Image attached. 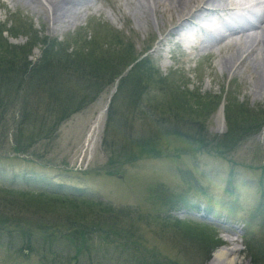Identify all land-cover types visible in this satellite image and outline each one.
Here are the masks:
<instances>
[{"label": "rangeland", "instance_id": "rangeland-1", "mask_svg": "<svg viewBox=\"0 0 264 264\" xmlns=\"http://www.w3.org/2000/svg\"><path fill=\"white\" fill-rule=\"evenodd\" d=\"M71 1L75 4V0ZM142 1L146 3L145 0ZM147 1L145 6H151L148 8L152 11L143 12L139 7L141 0L138 3L132 0L131 2L130 0H87L76 6L77 10L74 12L66 0L64 4L67 3V8L63 11L65 14L63 21L53 22L52 7L47 8L48 10L45 8L46 10L42 12L39 8L36 9L33 0L32 2L31 0H0V28H3L0 44L7 41L17 48L25 47V51L31 48L27 56V62L31 65L39 61L44 43L48 39L60 43L54 49L56 57L62 58L65 54L78 50L79 46H68L78 33L87 41L97 35L103 41L100 45L101 40H98L103 49L108 50L109 46L115 49V53L107 57L115 60L118 71L119 68L122 69V65L118 67L119 62L125 64L131 57L136 56L148 57L161 77L168 78V85L173 83L174 87L185 92L188 103L193 105L195 101H200L201 109L206 105H215L214 111H209L210 114L204 112V109L201 111L193 106H191L193 109L187 112H184L185 107L182 106L178 110L185 115L184 119L196 118L205 128L208 142L211 141L212 145L218 148L226 133L242 125L243 120L252 122L256 119L264 120V96L255 92V86L252 84L253 67L243 66L232 72L223 70L220 61L222 57L230 54L232 49V47L226 49L223 47L224 44H219L212 50H202L203 52L192 51L178 45L176 39L181 33L190 31L199 35L197 29L187 23L175 34L169 33L171 26L176 23V16L174 17L176 14L165 12V9L159 6L155 7L153 0ZM79 30L83 31L78 32ZM94 32L98 34H93ZM252 41L254 42L253 38ZM28 44L32 46L28 47ZM3 45L1 44V50L7 48ZM88 47L86 46L84 50ZM124 50H128L129 53ZM93 52L95 53L96 50L94 49ZM24 55L22 54L21 57ZM119 56L124 57L125 60ZM61 78L66 82L63 79L66 76L61 75ZM106 81L107 79H104L100 84ZM124 85L127 87L128 84ZM102 88L91 105L58 126L53 133L52 142L35 141L37 132L33 128L24 130L22 140L16 142L13 132L15 133L14 125L17 122L12 121V114L5 116V120L0 123V207L3 208H0L1 214H5L6 205L15 204L14 206L17 207L13 213H16L17 219L22 222L29 221L34 215L32 221L34 224H56L59 220L58 215L63 209L55 208L57 206L55 204L50 206L48 202H55L54 196L60 197L61 194L55 188L62 186L66 190L87 192L86 205L77 202V209L81 213L79 217L81 218L82 214L86 216L83 223H92L97 219L95 223L101 224L99 220L102 221L97 218L100 217L98 211L93 212L97 208L93 203L96 201L90 202L89 196L97 201L104 200L115 210L130 208L127 211L130 218L127 219L133 223L137 219L142 221L138 224L139 232L133 235L137 248L144 251L148 249L164 261L210 264L216 250L230 246L239 249L238 255L241 259L253 264L251 255L260 254L264 249V238H260L264 236V218H261L264 216V211L260 207L262 190L264 191V169L260 167H264V125L258 133L244 139L223 159L202 153L197 156L183 155L178 159L174 157L149 159L131 165H110L104 143L107 110L115 95L116 100L118 97L122 100V95L126 98L127 92L123 89L117 93L119 78L106 88L103 85ZM162 93L164 94V91ZM137 95L144 105L158 106L160 109L163 107V98H166V94L162 95L158 90L153 89L145 95L139 89ZM158 102L161 104L158 105ZM105 108L104 122L95 133L91 144L86 146L90 128L101 109ZM234 109L239 113L233 112ZM164 110L166 111L167 108L165 107ZM197 112L199 116H196ZM133 119L136 124L133 123ZM149 121L151 119L145 124ZM145 124L139 121L138 116L128 115L125 118L126 129L133 128V132L137 131L134 132L133 139L143 136V131L138 125ZM156 126L159 127L160 124ZM168 127L162 126L161 129L165 131ZM123 133L128 134L125 131ZM160 142L159 148L161 147L162 151L165 149L163 145L165 142H168L167 146L170 143V151L185 146V141L181 137H168L166 141ZM231 172L232 185L235 186L233 194L227 192ZM195 187L201 188L205 194L198 193ZM23 191L38 195L34 196L37 201L28 204L26 198L21 196ZM179 193L186 194L189 206L193 208L199 206L200 210L188 211L187 214L171 213L173 216L170 212L167 214L177 220L183 219L191 224L207 226L213 231L208 234V240L204 238L202 241L198 238L193 241L186 236L182 226L173 221L167 223L157 220L158 215H166L168 199ZM206 205L214 210L213 217L217 220L207 222L192 215V213L203 214ZM230 207L236 210L232 212ZM46 208L55 210L44 214L42 210ZM38 209L41 211L39 212ZM107 218L106 215L103 216L104 220ZM250 220L252 223L248 234L251 240L248 242V239L242 237L245 232V230L242 232V229L247 228ZM236 226L240 230L235 229ZM212 237H217L221 243L213 247ZM94 240L95 244L100 243L97 234ZM24 241L23 237L0 236V264H40L44 258L42 253L36 255L26 249L21 250ZM40 247L44 249L48 245L41 242ZM54 251L56 249H51L50 253L53 254ZM21 253L26 254V257ZM92 257L103 259L101 253L96 256L95 251H92L91 255L86 254V260L79 264H87V262L96 264ZM52 258L56 264H65L63 260L51 254L46 261L47 264H52L50 260ZM107 258L110 261L107 264H136L127 255L121 260L116 257Z\"/></svg>", "mask_w": 264, "mask_h": 264}, {"label": "trees", "instance_id": "trees-1", "mask_svg": "<svg viewBox=\"0 0 264 264\" xmlns=\"http://www.w3.org/2000/svg\"><path fill=\"white\" fill-rule=\"evenodd\" d=\"M2 31L3 28L1 27L0 34ZM80 31L83 30L78 32ZM16 33L18 34V29ZM93 34L98 33L94 32ZM98 40L100 41L101 38L94 35L91 40L87 41L86 38H83L78 33L68 46H79L77 47L79 49L74 50L71 54L67 53L61 58L56 57L54 54L55 47H58L60 43L48 39L44 43L39 61L33 65L27 62V56L31 48L25 51V47L22 49L17 48L4 41L1 44H4L3 46L7 48L1 50L0 44V123L5 120V116L12 114V121L17 122L14 125L15 133L13 132L16 142L20 139L22 140L21 137L24 130L29 128H33L37 132L35 141L52 142L53 133H55L62 122L91 105L100 94L101 89H103L102 86L104 85L106 88L117 78H119L117 93L125 89L127 96L124 98L122 95V100L118 97V101L115 99V95L107 110L104 143L105 150L110 158V165H131L149 159L172 157L178 159L183 155L197 156L202 153L223 159L226 154H231L232 150L244 139L258 133L263 127V119L253 120L254 122L243 120L242 125L236 129L232 128L226 133L224 139L221 140L219 148L212 145L211 141L209 140V143L205 137L203 125L199 124L200 122L196 118L184 119L185 115L180 113L181 110H178V108H181V106L185 107L184 112H187L194 107L209 113V111H214V104L206 105V107L201 109L202 102L200 101H195L193 105L188 103L185 92H182L176 86L174 87L173 83L168 85V78L161 77L159 71L148 57L140 58L136 56L131 57L125 64L123 61V63L119 62L118 67L122 65V69L119 68L120 70L118 71L115 60L107 57L108 55H113L115 49L110 46L108 50L103 49L100 46L103 41L101 40L99 45ZM29 46L32 45L28 44ZM86 46L89 47L84 50ZM94 49L96 50L95 53L93 52ZM128 50L124 51L127 53ZM22 54L25 55L21 57ZM119 58L124 59L121 56ZM61 75L69 78L70 80H67L74 84L69 83L66 78H63L66 81L63 82ZM104 79H107V81L100 84ZM124 84H128L127 87ZM139 89L144 95L151 89L158 90L162 95L166 94V98H163L162 109L158 108V106L144 105V102L140 101L137 95ZM163 91L164 94L162 93ZM177 98L179 100H176ZM160 104L161 102L158 105ZM165 107L167 108L166 111L164 110ZM236 110L232 111L239 113ZM232 111L231 113H233ZM15 114L17 115L16 117ZM128 115L138 116L142 124L151 119L145 125H138L143 131V136L138 139L132 138L134 132L137 133L136 130L133 132V128H130V130L126 129L125 118ZM196 116H199L198 112ZM171 119H174V121ZM133 123L136 124L134 119ZM157 124H160V126L157 127ZM162 126L169 127L164 131V129H161ZM124 131L128 134L123 133ZM146 132L147 134L144 135ZM168 137L183 138L185 146L170 151V143L167 146L168 142H165L166 144L163 142L165 149L162 151L161 147L159 148L160 141H166ZM260 167L264 169L263 166ZM232 177L233 173L231 172L228 178L227 192L233 194L235 186L232 185ZM56 190L61 194L60 197L53 195L55 202H48L50 206L55 204L57 205L55 208L61 207L59 209H63L62 213L58 215L59 220L56 224H34L32 223L34 215L29 221L22 222L17 219V214L13 213L17 206L10 204L4 208L5 214H1L0 211V236H8L10 238L12 236L23 237L25 244L21 250L26 249L36 255L42 253L44 258L40 261V264H47L46 261L50 254L55 255L61 261L63 260L65 264L83 263L86 260V254L91 255L92 251H95L96 256H99L100 253L103 256V259L92 257L96 264L110 263L107 257L113 259L116 257L121 260L126 255L136 264H181L177 261H164V259L157 257L148 249L144 251L137 248L133 235L139 232L138 224L142 221L137 219L138 223L135 220L133 223V221L127 219V217L130 218V214L127 212L130 208L115 210L104 200L97 201L94 197L89 196L90 202H92L91 200L96 201L93 203L97 208L93 212L98 211V216L100 217L97 218L102 219V221L99 220L101 224L95 223L97 219L92 221V223H83L86 216L82 214V219L79 217L81 213L77 209V202L80 201V203L86 205L88 200H86L87 196L85 197V194L87 192L66 190L64 187H58ZM188 190H191V188H188ZM195 190L202 195L205 194L201 188L195 187ZM21 193V196L26 198L25 200L28 204L37 201L34 196L38 195H34L35 193ZM89 194L94 195L92 193ZM168 201L166 215H158L156 217L157 220L167 223L173 221L177 225L182 226L187 234L186 236L193 241L198 238L202 241L204 238L209 239L208 234L212 230L207 226L196 223L191 224L188 220H177L167 214L182 205L191 209L192 206L187 203L188 200L185 193H179L169 198ZM260 207L264 211L263 190ZM38 210L39 212L41 211L40 209ZM51 210L55 209L46 208L42 212L46 214ZM230 210L233 212L236 209L230 207ZM105 215L108 217L106 220L103 219ZM261 218H264V216ZM251 223V220L248 221L249 225L244 229L245 232L242 235L243 239H248V242L251 240L248 234ZM96 234L100 239L98 244L94 243ZM260 238L262 239L264 236ZM41 242L47 244L48 247L41 248ZM220 243L217 237L211 238L213 247ZM51 249H56L57 252L54 251L52 254L50 253ZM110 251L113 253L111 254ZM21 255L26 257L22 253ZM251 258L253 264H264V249L260 254H252ZM53 259H50L51 263L56 264V262L52 261ZM87 264L89 263L87 262ZM93 264L95 263L93 262Z\"/></svg>", "mask_w": 264, "mask_h": 264}, {"label": "bare ground", "instance_id": "bare-ground-1", "mask_svg": "<svg viewBox=\"0 0 264 264\" xmlns=\"http://www.w3.org/2000/svg\"><path fill=\"white\" fill-rule=\"evenodd\" d=\"M33 1L36 9L39 8L42 12L47 8H53L51 21L57 22L65 17L63 11L67 8V3L64 4L66 0ZM67 1L70 9L75 12L77 10L76 6L87 0H75V4L71 0ZM132 1L140 2V0ZM145 1L146 3L148 2L147 0ZM153 1L155 2V7L159 6V8H164L165 12L176 14L174 15V17L176 16V23L171 26L169 33L175 34L187 23L194 26L195 30L197 29L199 35L190 31L181 33L176 39L178 45L196 52L215 49L219 44H224L223 47H226V49L232 47L231 53L222 57L220 61L221 67L229 72L243 66L253 67L254 78L252 84L255 86V92L257 91L264 96V0ZM146 3L142 0L139 3V7L143 12L151 10L148 8L151 6H145ZM243 6H246L245 9H241ZM34 8L33 10H35ZM105 115L106 108L101 109L90 128L86 146L91 144L95 133L101 128ZM228 241L233 242V240ZM238 253L239 249L236 247L223 246L214 252L210 264H251L249 261L241 259Z\"/></svg>", "mask_w": 264, "mask_h": 264}]
</instances>
